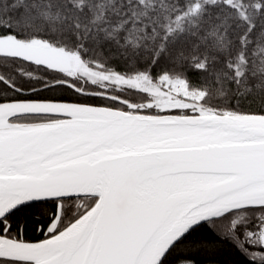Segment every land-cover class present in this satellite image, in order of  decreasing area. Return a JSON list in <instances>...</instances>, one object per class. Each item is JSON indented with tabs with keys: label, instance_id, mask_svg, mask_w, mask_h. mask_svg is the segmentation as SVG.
I'll list each match as a JSON object with an SVG mask.
<instances>
[{
	"label": "snow or ice",
	"instance_id": "1",
	"mask_svg": "<svg viewBox=\"0 0 264 264\" xmlns=\"http://www.w3.org/2000/svg\"><path fill=\"white\" fill-rule=\"evenodd\" d=\"M233 254L264 264V0H0V264Z\"/></svg>",
	"mask_w": 264,
	"mask_h": 264
},
{
	"label": "trees",
	"instance_id": "2",
	"mask_svg": "<svg viewBox=\"0 0 264 264\" xmlns=\"http://www.w3.org/2000/svg\"><path fill=\"white\" fill-rule=\"evenodd\" d=\"M67 95L71 96L72 94L71 93H67ZM88 102H90V103H99V101H97V100H91V101H88ZM21 218L23 219V216ZM28 223H29V231H28V234H27V238L28 239H43L44 238L43 234H41V233H33L31 231V223H32L31 220H29ZM232 259L236 262V264H244L243 259L241 257L235 255V254H233ZM248 264H257V262H248Z\"/></svg>",
	"mask_w": 264,
	"mask_h": 264
}]
</instances>
